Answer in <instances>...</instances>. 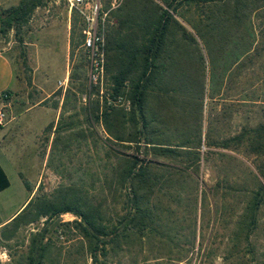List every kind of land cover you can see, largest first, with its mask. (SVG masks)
<instances>
[{"label": "trees", "instance_id": "1", "mask_svg": "<svg viewBox=\"0 0 264 264\" xmlns=\"http://www.w3.org/2000/svg\"><path fill=\"white\" fill-rule=\"evenodd\" d=\"M48 1L19 0L0 8V38L24 26L34 10ZM108 6L106 0L104 8ZM259 7H264V0H123L110 11L109 19L114 22L106 32L105 75L111 101L91 85L88 91L96 97L89 96L81 108L88 125L95 123L105 131L108 162L102 166V177L93 182L96 194H89L85 179H80L56 199L45 194L31 196L3 224L2 230L9 225L15 229L43 220V226L29 238L27 264H46L50 245L44 225L64 213L76 217L61 225L75 230L82 240L81 253L86 252L92 264H107L110 252L118 256L122 243L141 247L158 239L174 243L179 250L183 243L194 249L198 210L208 204L212 205L214 222L226 205L236 215L224 259L229 264H252L244 257L249 254L255 258L257 213L264 205V161L259 167L263 182L258 181L255 188L231 181L227 174L212 189L199 192L198 175L202 145L264 157V122L218 140L204 133V84L200 104L198 83H191L195 79L189 77L194 69L188 72V67L193 61H203L202 50L209 51L210 58H205L209 66L207 89L213 97L236 65L242 70L244 59L264 52V44L258 45L256 40L252 19ZM82 37L73 24L72 50L82 43ZM82 69L84 80L74 91L66 90L62 110L87 90L84 65ZM78 76L76 70L70 78ZM1 97L7 98L8 92ZM118 97H122L121 102H117ZM57 123L54 131L60 127ZM22 181L31 192L29 184ZM8 185L0 166V191ZM220 189L224 193L218 197ZM242 196L245 201L241 206L238 197ZM116 203L121 204L119 209ZM214 230L204 250L208 255L213 252L209 239Z\"/></svg>", "mask_w": 264, "mask_h": 264}, {"label": "rangeland", "instance_id": "2", "mask_svg": "<svg viewBox=\"0 0 264 264\" xmlns=\"http://www.w3.org/2000/svg\"><path fill=\"white\" fill-rule=\"evenodd\" d=\"M15 1L9 0L0 8L14 5L11 3ZM122 1L109 0V6L104 8L106 0H99L98 31L103 34L104 39V66L96 81L90 79L88 52L82 43L74 50L70 45L73 24L83 35V42V30L88 27L86 16L90 13L86 5L72 6L69 0H50L35 9L24 26L16 31L11 30L4 39L0 38V49L10 57L14 68L6 123L9 118H15L5 128H11L9 148L16 154L15 160L7 158L10 164H3L10 186L0 192V264H27L29 238L43 226V220H40L15 229L13 225H9L2 230L4 223L1 222L10 217L29 194L17 173L29 184L31 196L45 194L56 199L62 190L67 191V188L73 187L80 179H85V189L89 194L98 192L93 182L98 176L102 177V166L108 162L105 156L107 135L102 126L94 123L91 127L86 123L81 108L85 106L89 96L92 99L96 97L88 91L91 85L99 89L100 96L106 95L109 103L111 101L105 75L106 32L114 22L109 19L110 11ZM252 16L258 45L264 44V7H259ZM209 55V51L202 50L203 61H193L192 67H188V72L194 69L193 75L190 73L189 76L190 79H195L191 83L201 85L199 87L196 84L200 104L204 84L203 132H209L212 138L218 140L233 135L244 127H255L264 122V52L260 56H253L252 53L251 60L244 59L242 70L236 65L232 73L222 79L221 85L218 84L220 79H217L219 90L214 92L213 97L207 89L209 66L205 58H210ZM83 65L87 76V90L78 93L77 100L67 103L62 110L66 90L74 91L84 80ZM76 70L79 71V76L70 78ZM60 81L64 82L63 85L59 84ZM121 101L122 97H118L117 102ZM196 101L199 104L198 99ZM57 122L60 127L54 131ZM69 122H72L71 126L64 127ZM7 147L5 145V150L3 149L6 152ZM201 153L203 159L198 175L199 192L204 188L212 189L227 174L231 181L235 180L248 189L255 188L258 181L263 182L259 174L263 156L217 147L208 148L205 145H202ZM223 193L220 189L217 196L221 197ZM198 194L200 199L201 195ZM209 196L211 197L210 194ZM238 198L240 205L243 204L245 198ZM115 207L119 209L121 204L116 203ZM230 209L227 205L223 207L221 217L216 215L214 222L212 205L210 207L208 204L205 209L199 208L194 249L188 243H183L179 250L174 243L158 239L150 244L144 243L141 247L136 244L126 247L122 243L119 255L114 257L110 252L107 264H229L224 258L229 248L228 233L233 228L236 217L234 210ZM75 218L71 213H64L44 225L47 227L45 240L50 245L46 264H92L86 252L81 253L82 240L75 230L61 225ZM257 218L258 227L253 237L255 258L249 254L244 258L252 264H264V205L259 209ZM213 227L214 234L209 239L213 252L208 255L204 250ZM187 232L188 229L186 234Z\"/></svg>", "mask_w": 264, "mask_h": 264}, {"label": "built area", "instance_id": "3", "mask_svg": "<svg viewBox=\"0 0 264 264\" xmlns=\"http://www.w3.org/2000/svg\"><path fill=\"white\" fill-rule=\"evenodd\" d=\"M69 2L72 6L86 5L90 9V13L86 16L88 27L83 30L82 46L88 52L90 79L96 81L103 72L104 66V39L103 34L98 31L99 0H69ZM63 83V81L59 82L60 85H63ZM4 97H6V94ZM7 107L4 104L0 106V128L6 124Z\"/></svg>", "mask_w": 264, "mask_h": 264}, {"label": "crops", "instance_id": "4", "mask_svg": "<svg viewBox=\"0 0 264 264\" xmlns=\"http://www.w3.org/2000/svg\"><path fill=\"white\" fill-rule=\"evenodd\" d=\"M18 1L19 0H16L15 3H11V4H16V2H18ZM6 2H9V0H0V6L4 7ZM13 79H14V68H13L12 61H11L10 57L7 55V53L4 50L0 49V106L2 104L10 106L8 99L10 97L12 90H13V87H12ZM6 91L8 92V97L7 98L1 97L2 93L6 92ZM14 118L13 117L9 118L10 120H8L7 123H10L12 121V119H14ZM5 125L0 128V166L3 168L5 174L8 178V175H7V173L3 167V164H7V163L10 164L9 160L10 159L15 160L16 154L13 153V151H10L9 145L11 144V139H12V136L10 138V135H12L11 134V128H5ZM10 125H12V123ZM9 133H10V135H9ZM5 145L8 146L7 152L4 151ZM11 164H13V163H11ZM17 174L20 178L19 173H17ZM8 180H9V178H8ZM20 180L22 181L21 178H20ZM22 183H23V181H22ZM23 185H24V183H23ZM9 186H10V181H9L8 187ZM8 187L2 189L0 192L6 190ZM24 187L26 188L25 185H24ZM26 190H27V188H26ZM27 191L29 192V194H28L27 198L22 202L20 207L10 217H8L4 221H2L1 224L9 221L14 215H16L25 206V204L27 203V201L31 197L30 191L29 190H27Z\"/></svg>", "mask_w": 264, "mask_h": 264}]
</instances>
